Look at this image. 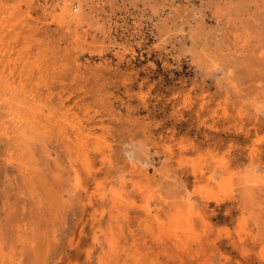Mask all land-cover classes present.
Here are the masks:
<instances>
[{"label": "rangeland", "instance_id": "rangeland-1", "mask_svg": "<svg viewBox=\"0 0 264 264\" xmlns=\"http://www.w3.org/2000/svg\"><path fill=\"white\" fill-rule=\"evenodd\" d=\"M0 264H264V0H0Z\"/></svg>", "mask_w": 264, "mask_h": 264}]
</instances>
